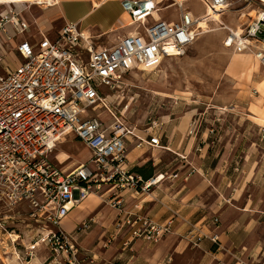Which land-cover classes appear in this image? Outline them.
<instances>
[{"label": "built area", "instance_id": "obj_1", "mask_svg": "<svg viewBox=\"0 0 264 264\" xmlns=\"http://www.w3.org/2000/svg\"><path fill=\"white\" fill-rule=\"evenodd\" d=\"M235 0H208L212 8L223 13ZM247 7L256 5L257 15L238 34L228 29L224 46L238 54H250L264 69V1L240 0ZM179 9L178 21L154 20L158 11L149 0H122V8L131 25L142 32L123 37L110 48H95L94 38L82 32L76 24H67L54 40L41 34L36 43L22 40L13 49L20 59L14 61L9 45L24 34L28 26L22 20L18 3L0 4V203L13 209L26 204L31 216L55 228L46 241L52 252L64 264H96L77 245L74 236L61 228L69 212L90 195L99 194L102 186L110 190H131L146 193L158 178L144 180L131 173L127 166L126 140L139 139L133 130L114 119L106 125L96 114L108 110L104 90H118L124 75L142 65L156 69L162 60L181 58L192 45L198 19ZM217 13V16L215 15ZM205 19L218 20L220 12ZM154 21L150 23L149 21ZM111 115V114H110ZM192 123L189 136L196 135ZM151 148H162L158 136L149 127ZM74 136L90 152V160L64 172L50 159L57 145ZM93 220L82 223L79 231L88 230ZM185 235L192 247L203 240L220 247L217 236H206L197 224L187 223ZM125 229L127 248L142 240L158 244L173 233L172 222L158 223L146 216L127 214L115 224V234L105 247ZM234 264H247L234 256Z\"/></svg>", "mask_w": 264, "mask_h": 264}, {"label": "crops", "instance_id": "obj_2", "mask_svg": "<svg viewBox=\"0 0 264 264\" xmlns=\"http://www.w3.org/2000/svg\"><path fill=\"white\" fill-rule=\"evenodd\" d=\"M169 1L171 3L165 5ZM189 1H185L183 9L198 20L201 16L205 19L208 0H195L204 8L200 16L186 7ZM153 2L158 9L153 14L154 20L178 21L168 22L160 16L171 10L179 15L176 0ZM21 3L16 5L20 10L24 7L21 17L28 29L8 46L14 61L20 59L13 54L19 42L36 43L41 34L54 40L67 24H76L88 36L104 38L110 47L125 36L142 32L131 22L124 24L129 16L123 11L122 0L30 1L27 4L51 7L40 19L32 20L28 17L30 8L23 4L25 2ZM58 22L62 26L55 29L53 24ZM193 122L197 124V121L185 120V124L174 125L177 121L162 131H153V136H158L161 143L171 144L173 149H164L163 145L161 149L148 147L144 143L148 140L146 131L144 136H137L139 139L130 137L126 140L129 171L144 180L159 178L148 192L137 194L131 190L114 191L102 186L98 195L88 197L61 222V225L68 226L66 230L62 229L74 236L77 245L92 256L96 264H234V256L247 264H264V149L258 145L259 140L251 142L250 151L242 152L244 167L238 171L234 166L238 164L237 152L216 154L212 158L207 149H196L197 138L205 142L210 130L189 136L188 130ZM170 126L173 129L168 131ZM260 140L264 141V136ZM51 155L49 159L53 162ZM76 157L82 161L86 154ZM56 160L64 163L58 156ZM58 167L68 172L64 167ZM127 214L146 216L161 224L172 222L173 233L156 245L136 240L123 248L124 229L105 247L109 236L115 234L116 222ZM91 219L93 223L88 230L77 231L82 223ZM187 223L197 224L206 236H217L220 247L207 239L198 247H192L185 238L189 231Z\"/></svg>", "mask_w": 264, "mask_h": 264}, {"label": "rangeland", "instance_id": "obj_3", "mask_svg": "<svg viewBox=\"0 0 264 264\" xmlns=\"http://www.w3.org/2000/svg\"><path fill=\"white\" fill-rule=\"evenodd\" d=\"M30 1L35 0H18L30 8V20L40 19L51 9L45 4H27ZM186 7L197 16L204 12L195 0L189 1ZM256 7H247L243 1L235 0L223 13L225 7L215 10L208 5L207 12L219 11L220 18L207 23L208 32L198 33L183 57L164 59L154 70L141 71L139 67L128 71L118 90H104V95L109 97V111L99 110L96 114L106 125L113 124L111 116L116 117L123 128L133 130L137 136H144L149 127L152 131H162L173 122L178 121L174 125H179L185 124V120L197 121L196 134L208 129L210 132L205 142L197 138L196 149H207L212 158L235 151L238 164L234 166L240 171L244 167L242 152L250 151L251 142L259 140L258 145L264 149V141L260 140L264 136V91L260 88L264 83V69L250 54H238L226 48L224 42L228 29L241 31L251 21L248 14ZM160 16L168 22L178 19L175 10ZM129 23L128 17L124 24ZM53 25L55 29L62 26L60 22ZM93 38L95 48H110L104 38ZM172 129L167 127L168 131ZM161 144L164 149L173 147L165 142ZM81 153L86 158L79 161L76 155ZM56 156L64 163L60 164ZM51 159L71 171L80 163L88 162L90 153L78 139L69 136ZM36 220L26 204L10 209L0 203V264H64L46 241L55 228ZM61 228L66 230L68 226L62 224Z\"/></svg>", "mask_w": 264, "mask_h": 264}, {"label": "bare ground", "instance_id": "obj_4", "mask_svg": "<svg viewBox=\"0 0 264 264\" xmlns=\"http://www.w3.org/2000/svg\"><path fill=\"white\" fill-rule=\"evenodd\" d=\"M13 2H11V3H19L18 2V0L16 1V0H12ZM149 1H151V2H153V0H149ZM184 0H180L179 2H183ZM185 1H187V0H185ZM7 4V2H5V0H0V4ZM155 3V2H154ZM213 9H215V10H218V9H220V8H213ZM205 11H208V10H206L205 9ZM155 13H157V12H155ZM211 13H214V12H209L208 14H211ZM216 15V14H215ZM256 15H257V11L256 10H252L249 14H248V17H250V18H254V17H256ZM217 16V15H216ZM200 18V17H199ZM203 17L201 16V19H199L198 20V28H199V30H198V33H207L208 32V30H207V28H208V25H207V21H206V19H202ZM198 19V18H197ZM235 32H237L238 34L240 33V30H238V31H235ZM134 34V33H133ZM197 40V39H196ZM139 68V67H138ZM139 70H141V71H150V70H152L150 67H148V66H145V65H142V66H140V69ZM260 88H261V90L262 91H264V83H261V85H260ZM60 156H61V154H59ZM58 155V156H59ZM63 155H66V154H64V153H62V156ZM59 158V157H58ZM159 179V178H158ZM92 196V195H91Z\"/></svg>", "mask_w": 264, "mask_h": 264}]
</instances>
